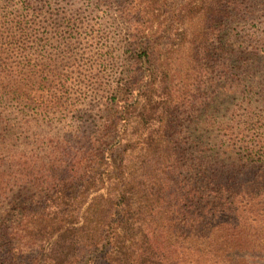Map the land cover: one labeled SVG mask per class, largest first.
<instances>
[{
  "label": "trees",
  "instance_id": "trees-1",
  "mask_svg": "<svg viewBox=\"0 0 264 264\" xmlns=\"http://www.w3.org/2000/svg\"><path fill=\"white\" fill-rule=\"evenodd\" d=\"M170 1L0 0V264H264V0Z\"/></svg>",
  "mask_w": 264,
  "mask_h": 264
},
{
  "label": "rangeland",
  "instance_id": "rangeland-1",
  "mask_svg": "<svg viewBox=\"0 0 264 264\" xmlns=\"http://www.w3.org/2000/svg\"><path fill=\"white\" fill-rule=\"evenodd\" d=\"M181 0H171L169 3H168V18L171 17V14H172V11L173 9L175 8V6L180 2ZM162 41H164V36H162L161 38ZM24 195H26L25 191L24 190H19L17 192H15L7 201V203L5 204V206L3 207V209L1 210V215L3 214V210H5V208L11 206V204L21 200Z\"/></svg>",
  "mask_w": 264,
  "mask_h": 264
}]
</instances>
